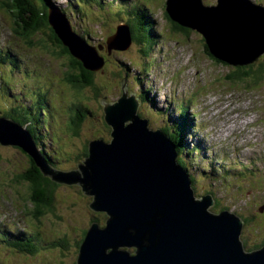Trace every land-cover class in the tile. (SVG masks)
Returning <instances> with one entry per match:
<instances>
[{
    "label": "rangeland",
    "instance_id": "374dc122",
    "mask_svg": "<svg viewBox=\"0 0 264 264\" xmlns=\"http://www.w3.org/2000/svg\"><path fill=\"white\" fill-rule=\"evenodd\" d=\"M57 1L62 3L61 0ZM202 1L205 5L214 4L216 6L218 3V0ZM164 2L166 0H140V2L136 0L138 11H142V14L138 11L134 12L140 18H144L146 13L143 11V6L149 10L152 9L151 11L155 14L157 20L158 29H160L161 34H164L165 38L170 40L166 41V47L170 50L165 55L167 59L160 63L157 61L156 51L149 52L151 56L148 55L147 62L144 59L146 54L142 52V49L138 50L135 44H131L126 51H120L117 49V40L114 41L112 38H108L115 32L116 26L122 22L125 16L122 14L118 18H114L115 13H122L125 10L122 3L120 4V10L112 8L113 12L105 9L100 10L95 6L87 8V12H85L83 17L86 20V26L81 24L82 31L87 33L86 36L94 38L89 39L91 42L104 44L103 46H105L108 53L106 57L104 52L100 53L104 59L101 57L99 59L96 58L92 64L97 69L94 71L96 73L93 77L94 87L98 88L99 100L102 102V105L104 103L113 104L117 102L121 97L122 88L129 95L132 94L131 91L137 93L141 96L143 103L139 105L138 117L147 119L149 121V128L153 130H157L160 127L164 130L175 127L176 122L179 121V112L186 111L190 106L192 109H188V112L194 113L195 120H198L202 124L200 127V123L199 125L196 123L197 127L191 133L192 140L194 142H201L205 153L217 160V164L215 162L211 163L214 167L220 164L224 170L230 172L226 180L222 179V173L210 176L211 172L209 169L204 174V180L196 176L192 184L195 197L200 198L203 195L212 196L210 190L214 191L217 204L216 206L213 204L209 212L218 213L226 210L246 219L248 222L244 223L241 241L243 242L244 240L247 247L261 245L264 242V74L262 73L261 83L245 84V82H237L236 86L234 85V88L238 91L244 89L245 91L255 93L253 95L244 96L240 93L235 94L234 89L224 88V85L230 82L227 77L234 72V68L208 59L206 54L203 53L201 38L194 31L188 34L181 33L182 36H188V38L170 33L171 25L163 16ZM73 5L77 7L74 2ZM60 7L64 9L63 7L65 6L60 5ZM13 10L8 5L3 13L0 14V21H2L0 41L5 47L11 45L21 47L13 39V35L7 32V25H13V15H11ZM80 13L81 7L76 16L72 13L73 18L76 17L78 19L77 22H81L80 19L83 20L82 16H79ZM93 13L97 18L92 17ZM109 14H112V17H109ZM147 16L148 20L153 23L152 14L150 16L147 14ZM70 21L73 26L72 20ZM152 28L155 29V26L153 25ZM73 29H75L74 26ZM119 32H122V29ZM109 39H112L111 45ZM124 39L123 42L126 43L127 37H124ZM144 40V45L149 50L151 42L146 35L144 36ZM176 40L184 43V45L175 44ZM31 43L33 46L29 47L30 51L21 53L19 61H27L33 70V66L38 64L41 75L49 80L48 82H44L42 78H37V83L50 94L51 98L47 101V105H52L53 108L50 110V113L63 116L59 115L57 119L61 124L58 135L62 137L63 150L76 154L81 150L83 143L85 144L94 138H99L101 135V125L96 119L90 118L84 122L81 134L78 137L68 135L67 124L71 116L69 112L71 110L70 104L78 103L82 106L83 104H87V108H92L95 111L98 103L97 99H92L91 95L93 93L91 91L89 98V89L80 93L67 82L68 72L71 71V68L65 63L66 60L58 59L51 53L52 56L44 47L38 46L36 39L35 42L31 41ZM125 43L124 46H126ZM185 44L190 49H187ZM187 50H190L192 56L195 58L192 66L184 59L185 53H188ZM194 50L199 51L201 55L198 56V53L194 52ZM197 56L198 59H196ZM162 57H164V53L159 58ZM261 59L263 58L259 57L258 62H261ZM153 61L154 63L151 64ZM148 63L149 65L151 64L149 67L147 66ZM127 67L132 69L129 73L132 76V80L128 76L127 79L122 72ZM5 68L9 75L6 66ZM60 71L64 72L67 83L54 86L55 78L58 75L60 76ZM124 71L126 72V70ZM8 75L2 74L0 71V76H4L5 78L10 77L14 79L16 74ZM156 76L159 77L158 88L156 87ZM259 76L260 73L250 77L247 81L255 82ZM135 77L139 78L140 84L138 80L136 82L133 80ZM10 78L4 79L1 86L3 89V97L0 95L1 115L15 113L13 106L17 105L9 96V90L15 85ZM61 78L62 73L59 80ZM17 87L20 89L19 86ZM133 87L137 89L136 92L133 90ZM145 88H150L148 95L145 94ZM20 93H26L28 96L32 95L35 97L38 92L33 93V90L30 88L24 89ZM17 94L19 97L17 99L25 103L22 100L23 97L19 96V93ZM45 94L46 92L40 91L38 94L39 104L36 105H39L40 108L47 112L44 108V100H40L44 98ZM177 95L181 97L178 98L179 101L181 99L186 101L185 105L179 108L171 102V97ZM151 100L153 104L152 102L148 103ZM26 102L24 110H26V114L29 113L26 115L27 119L29 121L32 120L33 123L34 116L29 110V106L33 105V103H29L30 101L28 100ZM249 103L250 106L248 107ZM245 110L253 113V119L248 122V126L244 125L243 121H239L243 119ZM38 119L40 122L41 120L43 121V118H39V116ZM252 121L253 125L251 128H247ZM51 126L52 122L48 125L49 130ZM50 132L52 133L51 130ZM174 135L177 136L176 133ZM46 140L49 142L48 135ZM10 148V146H0V223L2 224V220H5L7 224L13 223L14 228H18L25 234H33L32 228H36L40 235L39 242L38 244L31 243L32 245L30 246H34L32 247L33 254H35L36 250L39 251L33 257L28 253L22 254L10 251V248H0V264H76L79 252L78 243L82 240L83 233L88 231L94 222L98 223L99 226H103L105 215L96 213L90 209L91 198L84 195L79 186L58 185L52 182L55 184L52 186L54 188L52 203L54 211L45 209L40 220L36 219L33 199L29 195V185L22 179H17L22 174L23 169L28 168V163H25L20 158L18 150L16 152L12 148L10 150ZM47 150L53 151L55 155L56 147L53 145ZM254 151L255 154H253ZM196 162L198 167L206 168L204 166H207V162L203 161L201 154L197 156ZM250 162L251 166L248 165ZM63 163L65 165L62 168L73 170L76 169L80 161H76L74 157H67V159L63 160ZM234 165L236 166L233 168L235 171L231 169V166ZM190 176L192 175L190 174ZM216 178H219V180H216ZM231 185L235 187H230ZM98 217L102 220H94ZM84 238L85 236L83 240ZM60 241L64 242L62 246L58 247L57 244ZM49 243H53L54 246L51 247Z\"/></svg>",
    "mask_w": 264,
    "mask_h": 264
},
{
    "label": "water",
    "instance_id": "95a60500",
    "mask_svg": "<svg viewBox=\"0 0 264 264\" xmlns=\"http://www.w3.org/2000/svg\"><path fill=\"white\" fill-rule=\"evenodd\" d=\"M166 12L171 21L198 32L222 62L245 66L259 57L264 61V6L251 0H218L216 6L166 0ZM50 24L72 55L96 71L97 51L64 20L50 18ZM112 39L118 50L128 49V27ZM139 104L136 94L123 88L117 102L104 103L110 141L89 142L88 156L64 172L46 163L28 132L0 118V146L19 148L53 183L79 186L91 198L90 209L105 215L103 226L94 222L86 232L76 264H264V246L245 252L239 216L226 210L210 213L212 196L195 197L175 144L138 117Z\"/></svg>",
    "mask_w": 264,
    "mask_h": 264
},
{
    "label": "trees",
    "instance_id": "16d2710c",
    "mask_svg": "<svg viewBox=\"0 0 264 264\" xmlns=\"http://www.w3.org/2000/svg\"><path fill=\"white\" fill-rule=\"evenodd\" d=\"M49 5H51V2L49 0H15L13 4V8H12L14 9L12 11V15H14V19H15L14 24H15L16 32L19 33L21 36H25L30 42L31 41L35 42V39H36L38 41V46L44 47L45 50L49 51L50 54L52 53L56 58L66 60L65 63L69 65L71 68V71L68 72L69 76L68 77L66 76L67 82L70 83L72 87L77 92H80V93H83V91L89 89V98L91 95L90 93L91 91L93 93L92 94L93 96L91 95L92 99L94 100L97 99L98 103L95 108V111H93L92 108H89V107L87 108V104L86 105L83 104L82 106L78 103H73L72 106L70 105L71 110L69 109L70 110L69 112L71 113L72 117L70 116V120L67 124L68 126L67 134L78 137L81 134L84 122L87 119L93 118V119H96V121L99 122L101 125V129H100L101 135L99 136V138H94L91 141L103 140L105 143H107L110 141L109 139L110 129L108 128V126L106 125L104 121L103 105H102V102L99 100L98 88L96 86L94 87L93 75L96 72L86 69L83 66L82 62L76 59L72 55V53L69 51V49L65 45H63L61 40L57 37L56 32L53 30L50 24V19H49V14H48ZM71 6L73 5L71 4ZM165 7H164V17L166 21L171 25L170 28L173 33L177 35H182L181 33L188 34L192 32L189 28L179 26L177 23L171 21L166 12ZM127 14L128 15H126V21H123V22L128 25L129 33H130V43L135 44L138 50L142 49L143 53H145L146 55H149L151 47H149L150 48L149 50L146 49L144 45L145 43L144 36L147 35V31L151 29V27H153L154 24L152 23V25L151 24L146 25L144 20L141 18L135 17L134 13L127 12ZM148 15L150 16L151 14H148ZM71 20H72V23L75 29L82 27L81 26L82 23L80 21L77 22L78 19L76 17L75 18L72 17ZM82 34L83 36L86 37L87 33H82ZM185 37H188V36H185ZM200 37L202 36L200 35ZM32 38H35V39L32 40ZM99 40H103V39H99ZM201 43L203 44L204 52L208 58H210L216 63H222L221 60H219V58H216V56L210 53L207 47V44L203 38H202ZM93 45H95V43H93ZM99 45L103 46L104 44L99 43ZM102 49H99L97 51L99 52V55H98L99 58L100 57L103 58L100 55V53L102 52H104L105 57L108 55L106 51L107 49L105 48V46H103ZM224 63L228 66H232L226 62ZM66 64H65V67H66ZM118 67L120 68V66ZM232 67L234 68V72L231 73L227 77L228 81H230L232 85L236 86L237 82H240V83L245 82V84L247 83L248 84H258L262 82L261 77L264 74L263 59H261V62H258L257 60L254 63L248 64L245 66H232ZM124 70H126V72ZM124 70L122 71L124 76L126 78L127 76L130 77V80H132V76L131 74H129L132 69L130 67H127ZM258 73H260V76L255 82L247 81L250 77L256 76ZM138 79H139L138 77H135L133 80L136 82ZM138 83H139V80H138ZM141 84L143 86V82ZM133 90H135L136 92L135 87H133ZM145 90H146L145 94L148 95V90L146 88ZM139 99L140 101L142 100L141 96ZM151 102L152 100L149 101L148 103H151ZM35 107L37 109H40L39 105H36ZM13 111L15 113H13L12 115L11 113H8L9 114L8 119L13 120L17 125H19V127H25L24 131L30 134V137L34 141L40 153L43 155L46 163L49 164V166L53 170H57V171L65 170L64 168H62L63 165H65L63 163V160L67 159V157L68 158L74 157L76 161H80L81 163L88 156V144L91 141H88L85 144L83 143L81 150L76 154L71 153V152H66L63 150L62 137L58 135L61 124L57 120L54 121L53 116L50 118L51 121L53 122L52 125L54 124V130H51L52 131L51 133L49 130V127L44 122H42V120L40 122V120L38 119V115H34L33 123H32V120L29 121L27 119V116H25L21 112L20 107L16 109L14 108ZM22 111H24V113L26 112V110H22ZM182 113L183 115L182 117H180L181 119L178 122H176L175 127H173L175 129L170 128V129L164 130L162 128V131L176 145V151L178 154L177 160L179 164L188 172L189 176L190 174L192 175L190 176L192 184L196 176H198L199 179L204 180L205 179L204 174L207 173L208 169L211 172L210 176H212L213 174L218 175L219 173H222V176H223L222 179L223 180L228 179L226 177H228V174L230 173L229 171L224 172L222 168L220 167L215 168L212 165L213 162L217 161L215 158L210 159V161L207 162V166L206 165L204 166L206 168L197 166V162H196L197 156L200 155L202 152L200 151V148L198 145L192 146V144L190 143L191 141L189 140V137L191 138V130L193 129L192 126L194 123L190 125V121L193 122V120L189 118L188 114H186L184 111H182ZM39 118H41L40 112H39ZM175 133L177 136L174 135ZM47 135L49 137V142H47L46 140ZM53 145H55L56 147L55 155L53 154L54 153L53 151L47 150L51 148ZM11 148L15 151L18 150V154L21 156L20 158L23 159L25 163L26 162L28 163V168L23 167L24 168V169L22 168L23 172L21 175L17 177V179L19 180L22 179L29 185L28 186L29 192H30L29 195L31 196V199H33L32 202L34 204L33 207H34V212L36 213V219L40 220V218L44 214L45 209L54 211L53 210L54 207L52 206L54 188L52 186L55 184H53L49 178L44 177L40 173V171L36 168V165L34 164L32 159L28 155H26L23 151H21L17 147L13 146ZM233 171H235V169ZM239 175H242V174H239ZM216 180H219V178H216ZM206 185H209V184H206ZM232 186L233 185H231L230 187ZM234 187L235 186H233V188ZM210 192L212 193L213 199L215 201L214 206H216L217 199L215 197V193L214 191H211V190ZM94 220L98 221L102 219L98 217L97 219H94ZM242 220L244 223L248 222L246 219L242 218ZM104 221H105V218H104ZM86 232L87 231L83 233V237L85 236ZM83 237L80 243H78L79 246L81 245V242L83 241ZM25 242H27L26 245L22 243L12 245L9 243V248L14 249L18 253H22V254L28 253L29 255H32L33 257H35V255H37L36 252H38L39 250H36L35 254L32 253V247L34 246H30V245H32L31 243H34V242L31 240L30 241L27 240ZM63 242L64 241L58 242L57 246L58 247L62 246ZM49 245H51V247L54 246L53 243H49ZM263 245H264V242L258 246L247 247L245 241L243 240V248L244 250L246 249L245 252H248V253L259 249Z\"/></svg>",
    "mask_w": 264,
    "mask_h": 264
},
{
    "label": "bare ground",
    "instance_id": "6f19581e",
    "mask_svg": "<svg viewBox=\"0 0 264 264\" xmlns=\"http://www.w3.org/2000/svg\"><path fill=\"white\" fill-rule=\"evenodd\" d=\"M118 2L119 3H121V1H117L116 3H117V5H118ZM72 5H73V3H71ZM77 7H75L74 5V7L73 6H71V5H69V9L72 11V10H74V11H72V13L73 14H75V16H76V14H78L79 13V11H80V5L79 4H77V3H74ZM119 6V5H118ZM2 21H0V23H1ZM126 37V36H125ZM13 52H16L15 50L13 51ZM13 52H12V54H13ZM11 54V55H12ZM31 66V65H30ZM26 70L28 71V72H30V68H29V65H27L26 66ZM247 93H248V91H247ZM17 96H18V94L17 93H15ZM136 94V97H137V93H135ZM19 96H21V95H19ZM44 97H46L45 99L46 100H48L47 99V94H45V96ZM138 99H139V97H137ZM8 100H10V99H8ZM22 100H27V99H25L24 97H23V99ZM13 101H15L16 103H18V102H21V101H19L17 98H15L14 97V99H13ZM47 102V101H46ZM139 102L141 103V104H143L141 101H140V99H139ZM29 103H31V102H29ZM32 104V103H31ZM140 105V104H139ZM139 105H138V107L137 108H139ZM192 119V118H191ZM192 120H194V119H192ZM149 123V122H148ZM193 122L192 121H190V125L192 124ZM158 130H161L162 131V127H160L159 129H157V130H155V131H158ZM163 132V131H162ZM164 133V132H163ZM165 134V133H164ZM166 135V134H165ZM168 137V136H167ZM169 138V137H168ZM170 139V138H169ZM171 140V139H170ZM172 141V140H171ZM176 146V145H175ZM253 154H255V151H254V153Z\"/></svg>",
    "mask_w": 264,
    "mask_h": 264
}]
</instances>
